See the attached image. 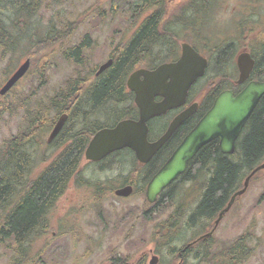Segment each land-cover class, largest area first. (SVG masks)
I'll return each mask as SVG.
<instances>
[{
	"label": "rangeland",
	"instance_id": "obj_1",
	"mask_svg": "<svg viewBox=\"0 0 264 264\" xmlns=\"http://www.w3.org/2000/svg\"><path fill=\"white\" fill-rule=\"evenodd\" d=\"M136 2L137 0H41L36 17L31 19L28 24L25 21V28L28 26L29 31L26 33L25 48L19 53L20 56L23 52L26 56L32 51L35 52V42H40L49 35L52 36L55 32L54 28H57L58 32L62 34L65 33V26L62 28L63 24H74L78 21L82 23V18L87 13L91 14L89 21L95 15L101 16L100 29L103 31H101L99 44L96 42L95 45L96 48L103 50L104 55L102 56L101 52L96 53L92 62L86 63L84 66L67 63L66 46L81 42L88 21H85L74 31L71 38L59 41L56 45L57 48L50 47L39 52L36 58L37 63L32 65L29 74L20 84L19 92L24 102L23 114L10 120V128H5L0 124V150L3 149L4 141L10 140L26 130L32 113L37 112V108L48 105V99L64 88L66 79L77 74L82 76L90 67L104 62L107 50L102 48H113L117 38H120L122 43L130 41L135 27L140 24L149 11ZM131 4H133L132 11H125L124 8ZM245 4L247 8L243 12L246 13L245 18L248 20L258 18L255 14L264 12L262 0H214L210 12L204 17L207 27L202 34L206 33L204 39L207 46L199 45L203 54L206 55L209 48L224 46L227 43L239 45L241 38H237L240 32L237 28V21L240 19L242 21L243 17L241 18L240 13ZM94 24L95 21L91 23V25ZM247 27L252 28L254 32L251 34L248 32L250 38L246 39V44L249 43L248 46L255 47V42L258 40L256 33L259 29L250 25ZM31 29H36L34 35ZM117 30L119 33L115 34ZM237 54L231 58L229 68L221 72V75L227 74L233 81L237 78V73L233 71ZM20 61L16 54L9 60L8 66L6 63L0 64V75L7 71V67L18 66ZM214 77L213 69H209L206 76L200 82L198 81L196 87L200 88L203 85L205 87ZM196 87L194 86V89ZM50 113L51 111H49L48 117L53 120V113ZM164 121V119L151 120L148 124L150 127H158ZM47 136L48 134L44 136L43 140ZM43 140L41 139V143ZM60 150L59 147L50 146L30 148V161L32 167L37 169V177L53 161ZM134 162L131 154L120 152L100 164L84 165L81 175L84 183L77 185L72 182L62 198L45 217L46 230L42 231L39 236L35 234L26 244L23 254L24 263L110 264L115 260L116 263L146 264L150 260V253H152L159 257V264H176L174 254L197 234L198 228L187 229L183 225L184 219L173 224L171 218L173 219L179 211L185 214L197 204L201 194L199 191L201 188L197 185H204L207 175L204 172L201 174L203 180L197 178L193 184L197 186L195 191L184 183H178L169 193L173 194L170 197V202L162 203L166 197L164 195L159 206L151 207L146 203L145 194L141 190L139 191L142 188L139 183L141 182L139 178L141 179L142 175L139 174L138 177L134 172V165H136ZM147 170L141 168L140 172L146 173ZM124 181L138 183L134 193L128 199L114 200L113 194L112 196L107 195L105 198L92 197L91 191L102 189L114 191L121 188ZM240 208L248 210V213H245L242 223L223 227L219 231L220 233L216 235V241L219 243L218 250L225 252V248L233 236L239 234L247 226L251 227L250 225L258 223L257 228L262 230L261 245H256L259 242L254 243L257 248L255 255L249 257L243 264H264V174L252 182L246 194L231 208L228 218L231 219ZM3 218L4 212H0V230L3 229ZM225 223L226 220L221 225H225ZM174 225L179 226L180 229L167 235L166 240L163 239L166 229ZM228 228L232 230L230 237L225 234ZM52 233L56 235L53 236ZM154 243L157 245L156 250L153 247ZM16 249L17 247L12 245L10 240H6L4 236L0 235V264H14L15 258L13 259V257L16 256L14 253ZM153 249L155 252L152 251ZM183 264L210 263H201L194 260L191 255L185 259ZM211 264L227 263L224 258L220 257L217 262L213 261Z\"/></svg>",
	"mask_w": 264,
	"mask_h": 264
},
{
	"label": "flooded vegetation",
	"instance_id": "obj_2",
	"mask_svg": "<svg viewBox=\"0 0 264 264\" xmlns=\"http://www.w3.org/2000/svg\"><path fill=\"white\" fill-rule=\"evenodd\" d=\"M157 1L158 3H154V2L150 3V5L147 8V10H149L147 11V16L140 22L139 25L135 27L134 33L130 38L131 41L134 35L137 33L141 24L147 18L154 17L156 14L155 17L157 19V25L155 32L157 37L154 38L153 41H151L148 48H145L146 50L145 53L139 56V58L136 61H134V63L131 66L132 70L128 73L125 80L124 94L121 95L122 98L123 97L126 98V102L122 103L121 101L116 102L114 100H109L102 102L101 104H98L96 106L90 107L89 109H85V108H83L82 110L73 109V107L77 105L76 99L80 98L82 101L88 100V98L90 97V91L93 88V86L97 84L99 81H101L106 75L109 74V72L113 68V65L119 59L122 50L126 49V48H121L122 41L120 40V38H117L115 40V44L113 48H102L107 50V54L104 62L100 63V65L95 64L94 66L90 67L85 71V73L82 76H79L77 74L76 76L73 75L72 77L66 79V83L70 84V91L66 93L56 92V94L51 98L50 111L51 113H53L54 118L50 128L46 130L44 132L45 134L41 136V139L43 140L44 136L48 134L46 139L42 141L43 147H48V146L59 147L61 150L59 151L58 154H60L62 150H64L66 147L71 145L74 135L82 131L83 129L82 127L84 124L93 125L96 128H99L95 132L104 128H113L115 125H117V123L123 120L120 118L121 113L123 112L130 111L132 113L131 118L137 120L138 110L134 105V94L127 91L126 89V83L129 77L138 71L153 72L162 65H167L177 62L182 56V46L184 45L189 46L195 53H197L198 55H200L201 57L205 58L208 61V68L205 71L204 77L206 76V72L209 69L211 60L208 56L202 53L203 51L201 50L199 45L202 44L205 47L207 46L206 41L204 39L206 33L204 35L202 34L204 33L203 30L205 29V27H207V23L204 17L207 16L208 13L210 12L214 0H157ZM262 2L264 3V0H262ZM202 3L205 4L203 7H202ZM4 6L6 7L3 8L0 7V20H2V34L4 36L3 46L0 48V64L6 63L7 64L6 66H8L9 60L16 54H18L19 60L21 61L16 67H11V68L7 67V71L0 75V90L10 79V77L16 72L18 67L27 59V56L24 54V52L22 53L21 56L19 55V53L25 48V35H24V31L21 29L22 24L21 25L18 24L19 25L18 27L15 21H13L16 13L10 10L9 3L6 2ZM246 8L247 5L245 4L244 9H241V13H240L241 18L243 17L242 22L239 23V21H241L240 19L237 21V23H239V25L241 26L245 25L247 27L249 25V20L245 18L247 15L245 12H243L245 11ZM262 14H264V12L255 14L260 17L262 22H260L258 25L253 26L254 28L259 29L258 31L260 38L259 42H262L258 47L256 46L257 48L254 47V50L258 49L261 50L262 52H260L259 55L257 54L253 55L252 52H250V49L248 47L251 46H248L250 45L249 43L246 44V39L250 38L248 33L243 34L245 47L243 46V48H239L237 52L240 53L242 51L248 53L251 59L254 61V65L249 74L248 79L242 85H236L237 78L234 81L231 78H229V76L225 77V75L222 78L223 81H217L214 78L211 82H209L208 84L209 86L218 85L219 83H221L222 85L226 84L223 90H221L216 95L214 100L217 98L219 94H221L224 91H231L233 93L231 87L236 88L237 92L233 93V95L236 96L250 82L264 83V16H261ZM16 16H20L19 22H21L24 19V15L20 12H18V15ZM90 16H91L90 13L85 14L82 18V23L78 21L74 24H66V25L63 24L62 28L65 26V33L60 34L57 28H54L55 32L52 34L51 37L60 41L59 40L60 36L65 35L64 39L71 38L73 36L74 31H76L80 26H82V24L85 21H88L87 29H85L84 31L85 33L82 36L81 42L77 44H72L70 46H66L65 55L69 54V56H72L70 58H67L65 56L68 64H72L75 66H84L86 63L92 62L93 56L96 53L101 52L102 56L104 55L103 50H101V48H96L97 46L95 45L96 42L97 44H99V40L102 34L101 31H103L100 29V26L102 25L101 16L95 15V17H97V20H95V17H93L89 21ZM93 21H95V24L91 25ZM118 33H119L118 30L115 31V34ZM57 44H55L53 47L57 48L58 47L56 46ZM215 49L217 48H209L207 53H212L215 51ZM75 60H78V62H76ZM107 63H110L109 67L106 68L101 73H98L99 69ZM29 72L30 71L28 70L26 75L22 77L19 81H17L9 91H7L5 94H0V124H2L5 128H10V120L15 117H19L24 112V102L21 98V93L19 92V89L21 82L25 79V77L29 74ZM236 77H238V73ZM203 78L198 79L195 82V84L189 89L188 95L186 97L183 106L177 109L170 110L165 115L154 119V120H158L160 118H165L164 123L160 124L158 127H150L148 124L147 139L149 143H153L157 141L166 132L171 121L177 115H179L189 107L193 105H197L196 113L190 116L176 129V131L172 134L170 139L161 147V149L156 153V155L151 159V161L148 164H146L143 168H146L150 164L154 163L156 165H159L157 170L155 171V173H157L160 170V168L172 156L174 151L179 147V145L182 143L184 138L191 132V130L203 117V115L209 110L211 106L203 114H200V108L203 103V96L205 95L206 89L204 85L200 88L198 86L196 87V85L198 84V81L200 82V80H202ZM140 80H142V77L140 78ZM224 82L226 83L224 84ZM194 86L196 87L195 89ZM160 101H161L160 97L155 98V102H160ZM83 104L86 105L85 102H83ZM72 113L73 116L71 115ZM63 116L65 117V122L62 129L57 134V136L52 141L49 142L48 141L49 134L51 133L56 122ZM131 118H125V119H131ZM81 125L82 127L80 128ZM93 135L90 137V139L93 137ZM11 140L12 138L10 140L4 141L2 144V148H3L2 159L5 162V164H7L11 158L9 152V143ZM35 146H37V143L35 144ZM233 155L228 157H233ZM193 159L194 157L189 162H191ZM189 162L186 165V170ZM6 166L4 168L3 177L5 178V182H6L5 185L8 186V195L5 199L2 209H0V212H4V218L2 221L3 229L0 230V235L4 236L6 240H10V243L17 247V249L14 251L16 255L15 257H13V259L15 258L14 264H25L23 254L25 251V247L27 245L24 242H21V244H19L16 242L14 237L5 234L6 233L5 225H6V218L8 217V215H10V213L19 205L21 200L24 198L25 187L27 183H30L35 179H37V169H35V167H32V164L30 162L28 167L26 168L27 172L22 171L20 178L14 180V177L12 178ZM155 173L153 174V176L155 175ZM198 175H199L198 178L200 180H203L201 178V174ZM197 176L193 179L192 182H185L184 185L189 184L188 186L191 187L190 189L194 191L198 186L199 188H201L199 191L202 192L205 184L204 185L200 184L197 186L193 185L197 180ZM179 180L180 177L177 179L176 182H178ZM127 185H131L133 187V192H134L135 184H133L130 181H124L121 184V187H125ZM91 192H92V197H97V198L99 197L105 198L107 195L112 196L111 193H114V191L106 190V189L97 190V191L93 190ZM63 195H61L56 200L54 206L57 204L58 200L62 198ZM112 198L114 200H122L121 198H115V197ZM241 198L236 199V202H238V200H240ZM196 205L197 204H195L194 207L190 211L188 210L185 214L179 211L178 214H176L173 217V219L171 218V221L174 222L173 224H176L181 219H184L183 225L187 229H190L189 227L190 225L187 226L186 222L188 221L191 212L194 211V209L196 208ZM51 210H49V212ZM219 212L220 210L218 212L215 211L212 214L213 216L211 217V219L208 221L205 219H200L194 223V227L192 229L198 228V232L186 244L181 246V248L178 249L176 254H174L176 261L184 262L187 254H190L189 256H191V254L194 253L198 256V260H201L203 257L205 260L210 259L211 262L213 261L217 262V260L221 257V259L224 258L227 264H243L245 261L249 259V257L255 255L257 248L254 245V243L259 242L256 243V245L259 246V244L262 241V240L260 241V237L262 238V230L260 228L259 229L257 228L258 223H256L255 225H250L251 227L247 226L239 234L233 236L230 242L228 243V246L225 248L226 249L225 252L218 250L219 243L216 241V235L220 233L219 231H221L223 227L233 226L235 224L242 223L245 213H248V210H244V208H240L238 211H236L231 219L228 218V214L230 213V211L226 213L222 217L220 223L217 225L215 231L212 233L210 237L201 239L200 241L198 240L200 237L208 234L213 229V227L215 226L214 223L219 216ZM224 220H226L225 225H221ZM178 229H180V227L175 225L171 228H167L165 231L166 235L164 234L163 239H165L167 235L176 232ZM2 231H4L3 232L4 234L2 233ZM231 232H232L231 228H228L225 233L226 236L230 237ZM52 235L55 236L56 234L52 233ZM153 245H154L153 246L154 249L156 250L157 247L156 243H154ZM154 249L152 250L153 252H155ZM157 258L159 259V257Z\"/></svg>",
	"mask_w": 264,
	"mask_h": 264
},
{
	"label": "trees",
	"instance_id": "obj_3",
	"mask_svg": "<svg viewBox=\"0 0 264 264\" xmlns=\"http://www.w3.org/2000/svg\"><path fill=\"white\" fill-rule=\"evenodd\" d=\"M6 2L9 3L10 10L15 12L16 15H18V12L24 15V19L21 22H19L20 16L16 15L13 21H15L18 27L22 24L21 29L23 31L25 29L24 35L26 37V33H28L29 29L28 26L25 28V21L28 24L31 19L36 17L37 12L40 9L41 1L0 0V7H6L4 6ZM137 2L143 5L144 9L145 7L148 8L152 2L158 3L157 0H137ZM132 5L133 4L127 6L124 10L128 12L132 11ZM204 5L205 4L202 3V7ZM155 16L147 18L141 24L131 41L122 43L121 48L126 49L122 50L119 59L113 65L112 70L101 81L93 86L88 100L82 101L80 98L76 99L77 105L73 107L74 110H82L83 108L89 109L90 107L109 100H114L116 102L121 101L122 103L126 102V98H122L121 95L124 94L125 80L128 73L132 70L131 66L139 56L145 53V48H148L151 41L157 37L155 32L157 19ZM256 16L258 18L249 20L250 26L258 25L260 23V17L258 15ZM240 22L242 21H239V23ZM239 23L237 27L240 31L237 38H241L239 45H236L235 43H227L224 46L216 47L217 49L208 56L211 60L210 69H213L215 75L214 78L217 81L222 80L224 75H221V72L226 70V68H229L231 58L237 53V50L243 48V46L245 47L243 34L248 32L251 34L254 32L252 28L250 29L245 25L241 26ZM31 30L34 35L36 29ZM64 36L65 35L60 36L59 40H63ZM256 36L258 37V40L255 42V47H258L262 42H259L260 38L258 33H256ZM3 40L2 20H0V48L3 46ZM58 42L59 41L51 37V35L47 36L46 39L40 42H35L36 51L29 53L27 58L30 59L32 65L37 63L36 58L39 52L46 48L53 47ZM43 46L44 48H42ZM248 48L253 55H259V53L262 52L258 49L254 50V47L252 46ZM65 56L67 58L72 57L69 56V54ZM75 61L78 62V60ZM40 76L43 77V75ZM227 76L229 75L225 74V77ZM224 87L225 85H222L221 83L218 85L206 86L200 114H203L211 106L216 95L223 90ZM231 89L233 90V93L237 92L236 88L231 87ZM68 91H70V84L65 83L64 88L59 90V93H66ZM83 102H85L86 105H84ZM50 105L51 98L48 99V105L41 106L37 108V112L32 113L31 120L27 122L26 130L12 138L9 143L11 158L7 163L8 165L5 164L2 159L3 149L0 150V209H2L8 195V186L5 185L6 182L3 177L4 168L7 165L6 168L12 178L14 177V180L20 178L22 171L27 172L26 168L31 162L29 153L30 148L35 146L36 143L37 147H42L41 135L48 130L53 123V120L48 117L49 111L51 110ZM71 115L73 116V113ZM131 117V112H123L120 116L121 119ZM81 127L82 125L80 128ZM82 128L83 129L80 133L74 135L71 145L62 150V152L53 159L37 179L27 183L24 198L6 218L5 234L14 237L17 243L21 244V242H24L25 244H28L35 234H37V236L41 235V232L46 230L47 222L45 221V217H47L49 210L53 208L56 200L65 193L72 182L77 185L84 183L81 178L84 169L81 167L82 155L90 137L99 128L88 124H84ZM235 147L236 149L233 157H228L220 153L217 141L207 144L201 148L194 159L189 162L186 172L180 177L179 181L185 183L192 182L198 174L205 172L207 175L196 208L191 212L188 221L186 222L187 226L190 225V229L194 227V223L198 220L205 219L208 221L211 219L213 216L212 214L215 211L218 212L219 210H222L226 206L231 195L241 188L245 175L251 172L261 163V161L264 160V95L248 119ZM158 166L159 165L154 163L150 164L146 167L148 170L145 173L144 171L140 172V169L143 167L137 164L134 165V172L136 175H138V177L139 174L142 175V178H139V180H141L139 183L142 185V188H140L139 191L141 190L144 193L146 184L153 176ZM198 177L199 175L197 178ZM176 185L177 184H174L168 188L167 191L164 192L165 194L163 193L159 197V200L154 206H159L164 195H166V197L162 203L170 202L172 194L169 193ZM3 232L4 231H2V233ZM189 255L190 254H187L186 257H189ZM191 255L194 260L198 259L196 254L193 253ZM201 260L202 262H205L203 257ZM207 261L210 262V259H207ZM110 264L127 263H116L114 260V262H111Z\"/></svg>",
	"mask_w": 264,
	"mask_h": 264
},
{
	"label": "water",
	"instance_id": "obj_4",
	"mask_svg": "<svg viewBox=\"0 0 264 264\" xmlns=\"http://www.w3.org/2000/svg\"><path fill=\"white\" fill-rule=\"evenodd\" d=\"M109 65L110 63L103 65L98 73L104 71ZM253 65L254 61L248 53L243 52L238 55L236 85H242L248 79ZM29 66L30 61L27 59L7 81L0 94L9 91L26 74ZM206 68L207 60L195 53L189 46L184 45L182 56L177 62L162 65L153 72L138 71L132 74L126 83V88L134 94L138 119L123 120L113 128L96 132L86 147L81 167L84 162L98 163L124 149L134 153L138 164H148L176 129L196 113L197 105L177 115L166 132L153 143L147 140V123L153 118L163 116L168 111L183 106L189 89L197 79L204 75ZM141 77L142 80H140ZM263 95L264 83L258 82H250L236 96H233L231 91L219 94L211 108L148 183L147 203H155L158 195L185 172L188 161L206 144L217 140L221 154L233 155L235 142ZM157 97L161 98L160 102H155ZM64 122V116L56 122L48 138L49 142L57 136ZM258 173H264V161L250 172L243 181L242 189L230 198L226 207L220 212L213 230L222 216L230 210L236 198L245 193L250 180ZM131 194V186L114 192V195L120 198H127ZM211 233L207 237L211 236ZM148 264H157V258L152 257Z\"/></svg>",
	"mask_w": 264,
	"mask_h": 264
},
{
	"label": "bare ground",
	"instance_id": "obj_5",
	"mask_svg": "<svg viewBox=\"0 0 264 264\" xmlns=\"http://www.w3.org/2000/svg\"><path fill=\"white\" fill-rule=\"evenodd\" d=\"M33 145V144H32ZM31 146V145H30ZM189 185V184H188Z\"/></svg>",
	"mask_w": 264,
	"mask_h": 264
}]
</instances>
